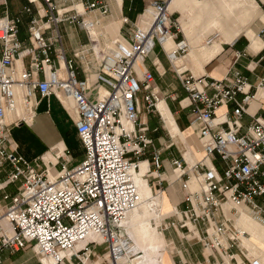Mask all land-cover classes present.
Instances as JSON below:
<instances>
[{
	"label": "built area",
	"instance_id": "obj_1",
	"mask_svg": "<svg viewBox=\"0 0 264 264\" xmlns=\"http://www.w3.org/2000/svg\"><path fill=\"white\" fill-rule=\"evenodd\" d=\"M38 1L46 13L30 20L28 44L20 39L22 17L7 12L0 15V264L2 252L29 248L40 257V264H89L95 255L92 247L97 245H104L108 255L99 264H134L139 253L134 252L123 222L141 202L134 172L140 171L139 159L153 145L148 128L140 123L139 94L148 91L144 96L147 109H157L159 96L152 87L155 77L145 61L157 46L172 64L187 52L181 42L172 53L164 48L168 38L176 40L173 30L178 21L168 11V0H151L143 26H136L126 37L119 36L112 48L97 49L91 30L111 14L110 0H28L23 13L31 14L32 4ZM95 12L100 18H90ZM66 22L79 25L89 35L90 44L75 57L89 53L96 57V80L106 87L96 99L90 97L88 79H79L74 61L67 59L58 29ZM218 38V33L210 35L207 45ZM25 57L30 58V68L18 71L15 63ZM136 65L141 67L140 74ZM175 73L187 93L179 105L188 110L190 126L198 130L205 158L193 165L184 156L172 161L185 208L176 206L159 228L198 232L196 239L207 249L214 248L221 258L224 254L232 260L230 250L245 233L231 223L234 219L227 217L224 205L232 206L230 215L239 216L243 210L264 225V204L258 202L264 197V116H255L247 127L242 124L253 100L264 108V101L256 99L258 90L264 88V76L252 93L248 78L239 70L221 80L195 77L187 71ZM52 93L72 99L77 131L86 150L80 166L72 170L63 166L53 180L47 169L41 170L17 152L6 123L8 115L16 112L18 95L27 117L17 114L11 125L31 121L33 98ZM230 104L231 113L225 112V119L217 121L218 110ZM216 157L223 166L214 163ZM152 164L157 171L163 168L159 150L153 152ZM155 178L161 185L162 177ZM192 181L197 189H191ZM153 193L160 196L163 190L160 187ZM91 235L102 241L90 239Z\"/></svg>",
	"mask_w": 264,
	"mask_h": 264
},
{
	"label": "crops",
	"instance_id": "obj_2",
	"mask_svg": "<svg viewBox=\"0 0 264 264\" xmlns=\"http://www.w3.org/2000/svg\"><path fill=\"white\" fill-rule=\"evenodd\" d=\"M150 1L110 0L111 14L102 17L100 25L91 30L92 37L97 40L95 45L97 49L111 48L119 36L126 37L136 26H143L145 19L149 18V14H145V10ZM203 1L205 0H172V2L170 0V13L173 16L174 14L179 15L177 20L184 40L182 41V38H178L177 35L176 40L169 41L164 48L166 51H170L179 43V40L182 41L181 43H185V46H187V54L181 56L182 64L180 68L182 72L187 71V74H195V77L221 80L233 71L239 70L248 78L250 91L253 93L264 76V34L262 33L264 29V5L260 6L257 0H233L237 1V6L242 9V13L247 10L248 13H246H250L253 21L262 24V28L259 30L257 27L253 30L257 32L255 38L249 37V34V36L246 34L239 36V32L231 35L227 31H223L222 36L219 30H215L209 35L218 33V40L211 45H207L206 41L209 36L207 33L211 31V28H208L206 21L200 20L196 16L200 10L198 5ZM8 2L11 3L12 0H0V15L7 12L11 17H22L20 39L24 44H28L27 29L29 22L33 17H39V13L41 15L46 13L45 5L42 1H38L37 4H32V13L26 14L23 13V8L29 5L28 0H22L19 11L13 9L12 3L10 10ZM89 16L90 18H100L97 12ZM58 29L62 36L67 59L74 61L79 79H88L91 86L90 97L96 99L98 91L104 93V90H106V87L100 85L96 80L99 63L92 53L82 54L79 58L75 57V53L80 52L86 45L90 44L88 33L79 25L67 22L59 24ZM1 53L2 46L0 43V58ZM167 62L164 49L160 46H157L145 61V67L152 71L155 77L152 87L158 92V96H161L158 100L157 109L152 111L147 109L144 96L148 91L142 90L139 94L140 123L148 128L147 136L153 141V145L139 159L140 171L137 172V178L139 179L140 191L143 199L148 201L155 196L153 190L160 187L163 190V193L156 199L162 207V213L159 214V217H154L158 221V226L151 229L152 232L159 234L162 239L156 264L159 262L161 264H221L222 258L224 259L223 264H231L230 261L232 260L224 254L222 258H217L215 255L214 258L207 256L206 251L208 249L199 241L186 242L178 239L174 231L163 233L159 229L166 214L171 213L176 206L182 209L185 208L181 183L174 181L177 174L173 172L172 161L181 159L184 156L188 163L193 165L205 158L200 146L198 130L196 127L190 126L188 110L179 105V101L186 98L187 93L175 73L176 69L173 66L170 67ZM15 68L18 71L29 69L30 58L17 59ZM135 68L140 74V65H136ZM263 98L264 92L260 91L258 99L263 101ZM32 102L35 105V116L31 121L11 125V121L17 114L20 117H27L24 104L19 95L15 114H9L6 120V123L10 124V141L16 147L17 152L27 161L40 165L41 170L47 169L50 176H54V172L61 171L63 166L67 170L80 166L86 159V150L77 131V115L73 110L74 103L72 99L60 98L56 93H52L45 98L36 95ZM232 109L233 105L230 104L222 108L219 114L223 111L224 113H231ZM258 115L264 116V108H262L259 101L254 100L250 103L247 113L242 117L243 126L247 127L253 118ZM224 128H226V125ZM155 150L161 152L163 160V168L159 171L154 169L152 164V156ZM198 158L200 159L197 160ZM214 163L220 167L223 166V162L219 157L214 159ZM206 164L212 166L208 160ZM148 172L151 174H147ZM157 174L162 177L161 185H159L158 179L154 180L152 178L153 176L157 177ZM191 189H197L194 181L191 182ZM258 202L264 204V197L259 198ZM231 208L230 204L224 206L227 217L233 219L234 216L229 213ZM142 209L145 218L150 216L145 208L137 207L129 216V225L132 221H135L133 219L137 218V213ZM146 220L152 226L150 220ZM235 224L237 227H244L248 235H251V239H241V246L249 249L252 255L251 260L244 249L241 252L238 250L240 254L230 250L233 257L235 256L237 259L235 264H249V261H258L260 264H264L263 224L243 210L240 218L237 217ZM130 227L133 230V227ZM190 228L194 230L193 226H190ZM243 239L245 240L242 244ZM168 240L178 252L176 255H171L173 260L167 251ZM83 246L84 244H81L79 249ZM136 247L137 251L144 252L137 246V243ZM5 252L1 253L3 264H16L18 262L15 256L20 251L10 253L15 257L13 260L3 257ZM144 256L145 252L144 255L139 254L138 259ZM101 261L102 259L97 264Z\"/></svg>",
	"mask_w": 264,
	"mask_h": 264
},
{
	"label": "rangeland",
	"instance_id": "obj_3",
	"mask_svg": "<svg viewBox=\"0 0 264 264\" xmlns=\"http://www.w3.org/2000/svg\"><path fill=\"white\" fill-rule=\"evenodd\" d=\"M257 1H258V3L261 6L262 5L261 1L260 0H257ZM21 2H22V0H12L11 3L13 4V9L15 11H19V9L21 8V5H22ZM11 3L8 2V6H9L10 10H11ZM198 8L200 10H199V12L197 13L196 16L200 20L206 21V24L208 25V28H211V31H209V33H207V35H209L210 33H212L215 30L216 31L219 30L221 32L222 36H223V31H227L231 35H234V34L239 32L240 33L239 36H241L243 34L248 35L249 33H252L253 37L255 38L257 36L256 35L257 32L253 31V30L255 28H257V27H258L259 30L262 28V24H259V22L257 23V21H253V19L251 18L250 13L247 14L248 13L247 10L244 13H242L243 12L242 9H240V7L237 6V1H233V0H205V1H203L202 3H200L198 5ZM257 8H258V6H257ZM178 17H179L178 14H174L173 19L177 20ZM173 33L177 34L178 38H182L183 34L180 31L179 24H178V28L177 29L175 28L173 30ZM183 40L184 39L182 38V41ZM182 41L179 40L178 42H182ZM183 45H185V43ZM185 54H187V53H184V54L182 53L181 56H184ZM167 61H168L167 62L168 65H170V67H172L173 64L168 60V58H167ZM253 93H256V90ZM159 98H161V96ZM199 159L200 158H198L197 160H199ZM54 174L57 175V172H54ZM157 176H158V174H157ZM152 178L154 180L156 179L155 176H153ZM18 185H20V182L17 183L15 186H11V189L15 191V189H16V187ZM146 204H147L146 205L147 212L150 215L149 217H147V219H149L151 224H152V226L154 228H156L158 226V224H157L158 221H156V219H154V217H153V215L155 213L152 212L149 209L148 202ZM230 218H232V217H230ZM141 220H144V218H142ZM164 223H166V222H164ZM231 223L237 228V226L235 224V220H232ZM130 226L133 227L134 231H138L140 229V225H138V222H136V221H132L130 223ZM159 229L163 233L165 231H169V232L174 231L176 233V231L174 229H169V230H165L164 228H159ZM243 229L245 231H247L244 227H243ZM124 230L126 231L127 229H125V227H124ZM262 230L264 231V227L263 226H262ZM199 231H200L201 236H204L201 227H199ZM194 232H196V230H194ZM126 233L131 237V235L128 233V231H126ZM176 234H177L178 239L184 240L186 242H188V241L189 242L198 241L196 239L198 237V232L193 234V233H189L187 230H182V231H179V233H176ZM189 235H191V237H189ZM245 235H246V237H245L246 239H251V235H248V234H245ZM95 240L98 241V242L102 241L100 238H95ZM244 240L245 239H243L242 244H243ZM132 241H133V239H132ZM135 242L137 243V246H139V248L142 249L140 243H138L137 241H135ZM237 242H236L237 245L233 246L231 248V250H234L233 252L237 253L238 250L241 252V250L244 249V251L247 254V256L252 260V255H251V252L249 251V249L244 248V247L241 246L240 237H239V242L238 243ZM200 243H202V242H200ZM79 247H81V245ZM92 249H93V252L95 253V255L91 256V258H90V260L88 262L89 264H97V262H99L100 259H105L106 258L107 250H106V247L104 245H97L95 247H92ZM167 251H168L171 259H172L171 255H176L178 253L175 250L174 245L171 244L170 240H168V250ZM136 252H137V254L139 253L140 255H143V253H140L139 251H137V249H136ZM157 253H155L152 257L157 259ZM206 254H207V256L209 255V257L212 256L214 258V255H215V256H217V258L218 257L221 258V256L218 254V252L214 248L208 249V251H206ZM3 257H7L6 259H9V260H13L16 257L18 259V262L16 264H40V257L36 254L35 250H33L31 248H29L27 250H24V251L18 252L17 256H15V257L12 256L9 251H6L4 253V255H3ZM236 260L237 259L234 256L232 261H230L231 264H235ZM159 263L161 264V262H159Z\"/></svg>",
	"mask_w": 264,
	"mask_h": 264
},
{
	"label": "bare ground",
	"instance_id": "obj_4",
	"mask_svg": "<svg viewBox=\"0 0 264 264\" xmlns=\"http://www.w3.org/2000/svg\"><path fill=\"white\" fill-rule=\"evenodd\" d=\"M171 2H172V0H171ZM170 0H168V11L170 12V10H169V7H170ZM81 9V8H80ZM260 14H262V13H260ZM249 35H250V37L251 38H253V35H252V33H249ZM173 40V38H168L167 39V41L164 43V47H165V45L169 42V41H172ZM113 47V46H112ZM111 47V48H112ZM176 47H178V44H176V46L173 48V49H171L170 51H167L168 53H172L175 49H176ZM181 64H182V59H181V57H178L177 59H174L173 60V67L176 69V70H178V71H180V72H182L181 71V68H180V66H181ZM136 67V66H135ZM249 87H247L246 89H248ZM260 91H263L264 92V88H260L259 90H258V92H257V94H256V99H258V94H259V92ZM160 100V99H159ZM259 100V99H258ZM254 101V100H253ZM252 101V102H253ZM263 101H264V98H263ZM159 103V101L157 102V104ZM224 108V107H223ZM222 108H220L219 110H218V118H217V121H222V120H224L225 118H224V111H223V113H221V114H219V111L221 110ZM137 172H138V170H136L135 172H134V177H135V181H136V184H137V186H138V188H139V192H140V184H139V179L137 178ZM50 175V174H49ZM56 177V175L55 176H50V178L53 180L54 178ZM140 195H141V202H140V204L137 206V207H142V208H145L146 209V203L148 202V207H149V209L152 211V212H155V214L153 215V217H159V214H161L162 213V207H161V205L157 202V197L158 196H154V197H152L151 199H149L147 202H146V200H144L143 199V197H142V194H141V192H140ZM229 204V203H228ZM225 205H227V204H225ZM224 205V206H225ZM136 207V208H137ZM135 208V209H136ZM134 209V210H135ZM134 210H132V211H130V213L127 215V218L125 219V221L123 222V226L125 227V229H127L126 231H128V233L131 235V238L133 239V243H134V252L137 254V252H136V249H137V247H136V243H135V241H137L138 243H140V245H141V248L143 249V251L145 252V256L144 257H142V258H139L138 259V257H139V255H137V257L135 258V260H134V264H156L157 262H158V259H156V258H153L152 256L155 254V253H157V252H159V250H160V246L162 245V239L160 238V236H159V234H157V233H155V232H152L151 231V229L153 228V226H150L148 223V221L146 220L147 218H145V215L143 214V209H142V211H140V212H138L137 213V218H134L133 220H135L136 221V219H137V222H138V225H140V229L138 230V231H134V230H131V227H130V225H129V216H130V214L134 211ZM147 210V209H146ZM172 213V212H171ZM171 213H169V214H166L163 218H165V217H168L169 215H171ZM142 214V215H141ZM237 217L238 218H240V215L239 216H235V217H233V219L235 220V222H236V220H237ZM142 218H144V220H141ZM126 224V225H125ZM189 226H192V225H189ZM237 226V225H236ZM263 226V225H262ZM264 227V226H263ZM238 229H240L243 233H245V234H248L247 233V231H245L243 228H241V227H237ZM246 237V235H241L240 236V240L242 239V238H245ZM95 238H100L101 240H102V238L100 237V236H98V235H91V237H90V239H94L95 240ZM80 246V245H79ZM78 246V247H79ZM77 247V248H78ZM79 249V248H78ZM144 252H140V253H143V255H144ZM106 257H108V255H106ZM48 262V261H47Z\"/></svg>",
	"mask_w": 264,
	"mask_h": 264
}]
</instances>
